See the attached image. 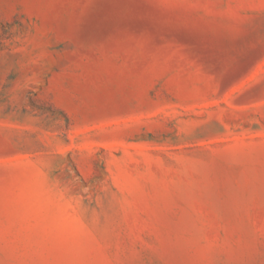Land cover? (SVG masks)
I'll return each mask as SVG.
<instances>
[{"label": "rangeland", "instance_id": "obj_1", "mask_svg": "<svg viewBox=\"0 0 264 264\" xmlns=\"http://www.w3.org/2000/svg\"><path fill=\"white\" fill-rule=\"evenodd\" d=\"M0 264H264V0H0Z\"/></svg>", "mask_w": 264, "mask_h": 264}]
</instances>
